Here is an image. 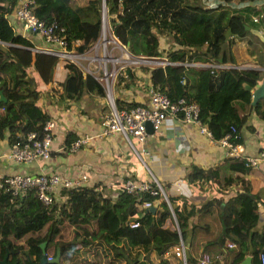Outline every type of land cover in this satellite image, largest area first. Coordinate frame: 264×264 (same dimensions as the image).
<instances>
[{
    "label": "trees",
    "instance_id": "trees-1",
    "mask_svg": "<svg viewBox=\"0 0 264 264\" xmlns=\"http://www.w3.org/2000/svg\"><path fill=\"white\" fill-rule=\"evenodd\" d=\"M105 1L108 13L116 14V18H111L112 32L132 55H163L175 61L143 67L150 72L153 86L166 93L172 102L183 98L198 104V116L208 125L213 138L220 139L229 133L231 141L241 143L240 129L249 113L254 111L264 119V97L251 104L252 88L260 78L257 70L184 63L212 62L218 59L221 42L229 35H244L245 24L257 27L264 23L260 9L244 4L250 0H238L239 6L230 3L204 6L207 2L201 5L187 0ZM16 2L0 0V90L7 98L0 102V139L7 138L9 145L23 141L30 131H42L51 115L37 103V98L44 84L53 78L58 77L57 92L62 99L78 100L94 88L104 93L92 74H84L70 61L33 49L29 38L15 32L8 14ZM32 6L40 19L54 21L56 34L64 36L67 46L78 52L89 49L100 35L101 0H89L77 7L71 6L69 0H32ZM158 33L170 37L171 45L164 50H160ZM60 62L62 71L58 69ZM134 71L133 67H127V75L120 74L118 82L129 85L136 79ZM59 72H63L61 77ZM139 103L132 100L117 106ZM75 137L71 131L67 132L66 148ZM248 167L244 158L229 156L214 168L193 165L185 179L199 183L220 181L221 169L247 171ZM233 179L224 178L221 187ZM107 186L103 183L62 187L48 204L39 198L35 188L24 195H15L0 187V261L8 251L10 264H30L27 256L37 264L42 256L39 244L46 241L49 256L53 257L60 247V260L45 264H95L88 263V259L83 261V256L96 254L98 249L106 258L104 264L119 263L126 254L129 263H136L140 255L137 251L131 255V247L154 249L162 255L180 236L185 241L187 228L196 226L190 220L192 215L208 212L215 204L221 231L205 244L221 246L225 264H239L248 254L252 264H264V235L257 230L258 209L260 204L264 206V199L247 185L228 192L224 198H211L199 207H188L187 201L175 205V197L167 194L164 185L171 207L160 194L117 189L113 197L109 193L113 190ZM157 199L162 205L157 217L147 208H138L143 200ZM172 212L178 230L161 227L160 217L171 216ZM134 222L137 225L131 224ZM227 241L236 243V248H228ZM104 246L113 251L110 259ZM210 255L212 259L215 257ZM190 262L195 260L187 255L186 264Z\"/></svg>",
    "mask_w": 264,
    "mask_h": 264
},
{
    "label": "crops",
    "instance_id": "crops-1",
    "mask_svg": "<svg viewBox=\"0 0 264 264\" xmlns=\"http://www.w3.org/2000/svg\"><path fill=\"white\" fill-rule=\"evenodd\" d=\"M27 0H17L8 18L16 33L26 36L33 42L35 47L46 46L43 38L25 29L22 21L16 16L15 9ZM88 0H69L73 7L87 4ZM225 2H220L219 4ZM244 4H250L261 10L264 19V0H250ZM236 3L234 6H239ZM204 6H209L204 5ZM211 6V5H210ZM111 18L114 16L111 15ZM247 32L244 35H229L221 42L218 59L209 63H223L235 68H252L259 72L260 82L264 79V23L257 27L245 24ZM168 45H171L168 41ZM174 47V46H172ZM226 48V49H225ZM221 58V60H219ZM62 63V62H61ZM63 65V63H62ZM141 68V69H140ZM134 68L136 79L129 85H123L117 81L114 85V95L117 104L122 102L137 101L146 103L148 101L146 84L150 81V72L144 67ZM59 71L63 66L58 65ZM84 74L88 73L82 71ZM61 77L63 72H59ZM58 77L44 84L37 98V103L55 118L57 131L50 146L48 158L33 162L12 161L6 153L9 148L7 138L0 139V177L14 173L38 174L42 172L58 171L65 176L85 172L87 179L81 185L106 184L112 189L111 196H116L115 191L119 189L123 180L129 176L150 178L155 176L166 188L167 194L175 197L174 204L187 201V206H201L211 198H224L228 192L247 185L253 193L264 199V119L257 113L251 111L240 129L242 136L241 144L243 154L246 156L263 157L256 165H249L247 171H236L228 168L219 171L220 181L209 182H187V173L193 165L202 168H210L222 164L227 158L226 149L218 139L211 140L199 131L194 122L183 121L179 115H167L159 131L148 134L142 142L132 137V146L122 134L112 133L109 135H98L102 130L101 114L106 108L105 98L101 91L92 89L78 100L62 99L59 97ZM54 88L55 91L52 89ZM255 88V86L252 88ZM77 137L90 135L91 139L75 151L63 150L67 132ZM233 177V181L224 188L221 187L226 177ZM156 205V217L162 210L160 199L154 201ZM259 220L257 230L264 235V206L259 205ZM161 227L177 229L174 213L171 216H161ZM191 222L196 223L194 228H187L185 236V252L191 255L199 264L198 258L201 253L208 252L217 257L212 259L211 264H225L218 258L221 254V246L217 243L205 244L218 236L221 231V222L218 210L213 204L208 212H198L190 217ZM135 225V223H131ZM228 246V245H227ZM60 247H57L59 249ZM228 248L235 249L236 243ZM111 258L113 251L104 246ZM174 246L169 247L162 255L154 249L144 250L139 247H131L129 253L134 255L137 251L140 259L136 263H129L126 258L128 254L121 257L120 261L110 264H184L180 256L174 254ZM46 250V249H45ZM57 251V250H56ZM60 251V250H59ZM83 256L88 263L104 264L100 250ZM128 252V251H127ZM49 256L51 251H46ZM95 254V255H94ZM250 255V254H249ZM228 263V262H227ZM186 264V263H185Z\"/></svg>",
    "mask_w": 264,
    "mask_h": 264
},
{
    "label": "built area",
    "instance_id": "built-area-1",
    "mask_svg": "<svg viewBox=\"0 0 264 264\" xmlns=\"http://www.w3.org/2000/svg\"><path fill=\"white\" fill-rule=\"evenodd\" d=\"M119 2L121 0H118ZM101 31L98 39L95 41L91 49L99 48L103 46L108 49V52H103L102 55H96L99 60V70L100 75L95 76L92 74L96 80L103 87V95L105 98L106 108L101 114V124L102 130L98 135H109L112 133H120L124 138L132 145L131 138L134 136L139 141H144L148 136L146 130V122L150 121L154 132L159 131L163 125L164 120L167 115H179L183 121L194 122L197 124L199 131L206 135L211 140H214L212 132L206 123L201 122L198 113L199 107L195 101H187L183 98L178 99L176 102H172L166 93L158 90L149 81L146 84L148 101L146 103H139L130 107H118L113 90V77L115 72L112 68L108 67L111 61H116L111 55L108 45L113 41L117 44L127 56V59L131 63H136L139 60L143 62L152 63L150 66L173 64L175 61L169 60L166 56H145L140 55V58L130 57L132 55L125 44H123L115 35L114 39H111L107 35L110 34V29L108 27L107 18L105 12L108 13V8L106 6V1L101 0ZM16 16L22 21L25 29L29 30L34 34L40 35L43 40L47 43L46 46L35 47V50L43 51L57 56L62 61L67 59L68 61L80 65L82 61L87 58L85 52H78L74 48H69L67 46V40L64 36H59L54 31L55 23L45 22L40 19L34 12L32 6V0H27L20 3L15 9ZM115 18H116V14ZM111 21V19H110ZM112 31V25H111ZM113 33V32H112ZM135 56V55H134ZM94 57V56H93ZM185 65H196V66H213V67H233L228 66L223 63H209L201 61H186ZM62 67V63H59ZM78 67V66H77ZM79 68V67H78ZM87 72V71H85ZM89 73V72H88ZM102 73V74H101ZM91 74V73H90ZM120 74L126 76V69ZM232 131L235 127H231ZM57 131V124L55 118L50 116L43 125L42 131L39 133L37 131H30L27 133L26 138L21 142H15L9 145L6 156H8L12 161L15 162H33L43 160L50 155V146ZM230 134L226 133L222 138L218 139L223 147L226 149L227 157H241L245 159L246 165H256L263 153L261 152L259 156H246L243 154V146L240 142H233L229 139ZM90 135H82L74 140H72L68 148L63 147V150L75 151L88 141H90ZM2 154L0 152V158ZM87 179L85 172H80L72 176H65L58 171L52 172H42L39 174H29V173H14L7 176L0 177V187L5 190H10L12 194L24 195L26 192L35 188L39 198L46 204L51 203L54 196H58L62 187H72L79 186L83 181ZM153 183L155 186H153ZM119 190L138 193L141 191H149L151 194H160L164 198L168 205L171 207L169 199L163 188V184L153 175L150 178H140L138 176H129L124 179L119 187ZM155 201V200H154ZM154 201L143 200L139 204V209L144 210L150 207ZM173 213V212H172ZM137 225V222H134ZM177 230H178V226ZM234 242L227 241L226 245L231 246ZM174 254L180 256L183 259L184 264L186 263V252L185 243L180 236L179 241L174 245ZM49 256L48 258H51ZM219 260H222V255L219 254ZM216 260L217 257H215ZM212 258L208 252L201 253L198 258L199 264H211Z\"/></svg>",
    "mask_w": 264,
    "mask_h": 264
},
{
    "label": "rangeland",
    "instance_id": "rangeland-1",
    "mask_svg": "<svg viewBox=\"0 0 264 264\" xmlns=\"http://www.w3.org/2000/svg\"><path fill=\"white\" fill-rule=\"evenodd\" d=\"M187 1L193 2L196 4H201V5H202V3L207 2V4H210L211 6L214 4H219L220 2H225V4L230 3V4H234V5H236V3H240L238 0H187ZM105 16L107 18L108 27L110 29V34L107 35V37L109 36L111 39H114L115 36L111 31V21H110L111 17H110V15L107 14V11L105 12ZM112 16H114V18H115L114 14ZM158 36H159V40H160V50H164V48L168 47V41L170 42V37L167 36L165 33H158ZM93 44L91 45V47L93 46ZM91 47L86 50L87 51L86 54L88 57L85 58V60L82 61L80 63V65H77L75 63L74 64L76 66H78L79 69H81L82 71H87L91 74H94L95 76H98V75H100V73L98 72L100 70H99V60L96 58V55H102L103 52H108V49L104 48L101 45L99 46V48L91 49ZM108 48H109V51L111 52V55L114 56L115 58H118L116 61H111L110 64H108V67L109 68L111 67L112 70L115 72V76L113 77V88H114V85L116 86V84H117L120 73L122 71H124V69H126L127 67L140 68L142 66H150L152 64V63H148V62H143L142 60H139L136 63H131L129 61V59H127L125 52L117 44H115L113 41L108 45ZM74 50H75V48H74ZM130 57L140 58L141 56L140 55H135V56L130 55ZM63 60L68 61L67 59H63ZM52 89L55 91L54 88H52Z\"/></svg>",
    "mask_w": 264,
    "mask_h": 264
},
{
    "label": "water",
    "instance_id": "water-1",
    "mask_svg": "<svg viewBox=\"0 0 264 264\" xmlns=\"http://www.w3.org/2000/svg\"><path fill=\"white\" fill-rule=\"evenodd\" d=\"M219 60H221V58H219ZM264 97V79H262L260 82H257L255 85V88L252 91V99H251V104H255L257 102L258 99ZM7 98L4 96L2 90H0V102L1 101H6ZM146 130L149 134H152L154 132L152 124L150 121L146 122ZM156 205L157 204H152L149 208H147L148 211L151 212H155L156 209ZM41 250H42V256L39 260V263L37 264H45L47 262H59L60 260V251L59 249H57L56 254L51 257L48 258V255L46 254V250H45V245H46V241L41 242L40 244ZM8 258V251L6 253V255L4 256V258L0 261L1 264H10L7 260ZM28 260L30 261V264H35L33 263L29 256H27ZM251 255H246L243 260L239 263V264H252V260H251ZM13 264H18L17 262L13 263Z\"/></svg>",
    "mask_w": 264,
    "mask_h": 264
},
{
    "label": "clouds",
    "instance_id": "clouds-1",
    "mask_svg": "<svg viewBox=\"0 0 264 264\" xmlns=\"http://www.w3.org/2000/svg\"><path fill=\"white\" fill-rule=\"evenodd\" d=\"M149 208V207H148ZM49 257V256H48Z\"/></svg>",
    "mask_w": 264,
    "mask_h": 264
}]
</instances>
